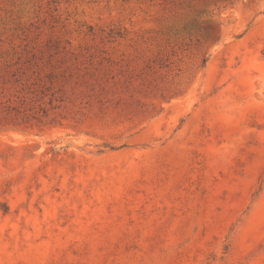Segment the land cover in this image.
Segmentation results:
<instances>
[{"label": "rangeland", "instance_id": "374dc122", "mask_svg": "<svg viewBox=\"0 0 264 264\" xmlns=\"http://www.w3.org/2000/svg\"><path fill=\"white\" fill-rule=\"evenodd\" d=\"M0 264H264V0H0Z\"/></svg>", "mask_w": 264, "mask_h": 264}]
</instances>
